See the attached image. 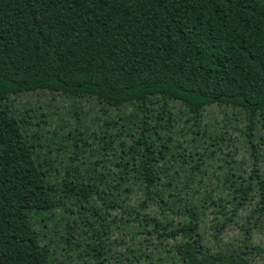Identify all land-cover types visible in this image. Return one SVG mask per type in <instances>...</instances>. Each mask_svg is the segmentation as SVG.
Listing matches in <instances>:
<instances>
[{
	"label": "trees",
	"instance_id": "16d2710c",
	"mask_svg": "<svg viewBox=\"0 0 264 264\" xmlns=\"http://www.w3.org/2000/svg\"><path fill=\"white\" fill-rule=\"evenodd\" d=\"M41 91L75 128L16 103ZM254 186L264 212V0H0V264H137L154 235L180 237L171 264H243L204 240L198 203Z\"/></svg>",
	"mask_w": 264,
	"mask_h": 264
},
{
	"label": "rangeland",
	"instance_id": "374dc122",
	"mask_svg": "<svg viewBox=\"0 0 264 264\" xmlns=\"http://www.w3.org/2000/svg\"><path fill=\"white\" fill-rule=\"evenodd\" d=\"M16 103L21 106L28 103L27 105L33 106L34 109L48 113V121L50 123L47 125L43 124L44 131L57 128V132H60L59 125L63 124L62 118L68 122L64 126L65 132H69L70 128H75L77 120L70 115V111L74 109V104L71 99L61 94L47 91L25 93L16 97ZM82 106L85 113L80 116L82 121H88L90 124L92 122V128H97L98 125L94 120L98 112L100 114L98 105L93 101L83 100ZM228 110L233 117L230 123L232 128L229 133L233 132V137H235L241 133L239 130L234 129V125L239 124L240 127H245V124L236 120V116L230 111L232 109ZM208 115L211 119L214 117L220 119L225 117L223 110L217 106L210 107ZM46 135H49V132H46ZM58 137L55 140L57 142L60 141L62 146L65 147L62 148V150H65V155L72 152V145H69L70 141ZM223 148L225 152L234 149L232 146L227 148L225 145ZM239 149H234L236 158L242 160L249 167L253 159L251 150L246 151V147L241 144ZM218 169L222 172L226 170L224 167H219ZM259 201L258 189L254 186L251 197L243 204L220 202L218 205H206L199 202L197 218L204 240L221 255H238L243 264H264V212L259 210ZM54 230L55 227L53 226L47 229V237L50 241L57 239ZM178 240H180L179 236L157 239V236L155 237L154 235L150 243H144L138 247L137 255L140 258L136 259L138 260L137 264H171L173 257H170L168 253ZM152 242L155 243L152 244ZM87 257L79 256V263L83 262V259Z\"/></svg>",
	"mask_w": 264,
	"mask_h": 264
}]
</instances>
